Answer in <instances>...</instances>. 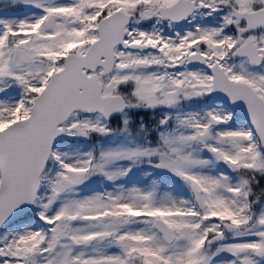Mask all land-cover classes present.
<instances>
[{
	"label": "rangeland",
	"instance_id": "obj_1",
	"mask_svg": "<svg viewBox=\"0 0 264 264\" xmlns=\"http://www.w3.org/2000/svg\"><path fill=\"white\" fill-rule=\"evenodd\" d=\"M106 1L0 0L4 3H20L33 9L31 14L24 16L0 15V39L4 38L7 29L14 35L11 49L0 48V129L18 120L20 116H28L32 102L29 95L32 92L39 93L52 74L51 66L37 64L35 61L31 64L21 63L15 51L24 49L33 58L44 57L51 63L56 62L57 69H61L70 47L76 46L78 53H84L85 44L98 38L93 21L103 12L102 6L106 5ZM108 1H116L121 8L128 11H134L139 5H144V2L150 11L159 5L173 3V0ZM202 1L207 8H212L213 0ZM84 6H88L89 10ZM51 13H59L63 19L56 22L52 30H46L45 18ZM209 16L210 12L198 15L185 28L167 27L163 32L157 29L156 33L161 35L167 33L168 29V36L176 33L181 39L177 45L168 41L160 42L154 32L147 31L148 35L144 34L146 30L141 28V20L134 21V25L127 28L128 43H146L152 49L145 54L130 49H116V70L107 78H102L105 84L103 92L106 95L120 93L121 85H130L129 93L146 105L143 108L148 120L157 121L155 129L166 152L157 154L144 150V158H156L157 162L150 163V169L141 175L146 176L158 171L188 181L205 195L209 213H217L221 219L227 217L239 224L246 218L241 213L240 204L234 203L230 196V192H236L237 185L227 174H216L211 169L202 148L212 149L213 156L222 159L231 170L236 171L258 169L264 173V159L257 154L246 124L239 122L231 125L228 111L215 105L210 99H207V104H202L201 109L197 108L199 97L209 93L211 89L209 74L200 72L202 70L198 71L197 68L173 67L177 63L176 58L184 57L190 52L192 49L188 46L198 43L201 37L211 45V49L206 50L211 61L226 67L230 77L250 83L263 97L264 67L253 71L245 66L241 67L242 61L232 63L229 53L221 46L230 39L229 36L226 38L223 23H208L205 19ZM74 19L86 20L88 27L74 24ZM231 41L229 40L228 44H231ZM9 53L14 59L10 63ZM148 73H151L156 86L150 87L144 81V76ZM126 113L123 118L124 129L132 122L130 113ZM139 117L141 120L137 121L140 130L144 126V117ZM211 118L219 121L217 127L211 126ZM65 128L67 134L78 138L79 131L86 135L99 136L106 130L100 117L76 115L66 123ZM205 133L209 134L199 137ZM103 143H99L100 154L95 166L109 180L106 185L108 196L101 195L96 188L89 191L92 194L80 188L83 187L85 179V163L90 156L87 149L70 145L58 147L55 154L57 165L50 168L44 177L45 183L38 198V208L34 212L36 216L48 221L49 228L44 231L36 220L29 218L8 231L0 237V264H14L6 262L8 255L16 259V264H129L127 255H130L132 264H191L194 260L203 264H233L221 258V254L229 251L222 246L215 250L211 259L192 256L194 245L198 241V236L192 229L196 222L189 215L193 208L188 199L180 194L189 191V183L181 186L180 193L170 182L158 184L155 180L144 185V189L132 181L127 186L123 182L126 179L123 178L129 167L118 165L119 158L116 159L118 163L112 161L115 155L112 141ZM172 153L178 156L174 155V159ZM197 160L198 167H194L193 163ZM135 163L137 168L131 171L129 177L142 180L138 171L143 170L144 161L136 160ZM219 164L222 166L220 162ZM222 169L228 172L223 166ZM63 180L66 185L62 184ZM112 183H116L119 190H114ZM173 183L178 181L174 179ZM97 184L95 183V187ZM135 185V188L129 187ZM119 191L128 198L120 199ZM218 192L219 194L215 195ZM211 193L214 194L208 195ZM218 198L223 202L218 203ZM102 211L105 218H110L111 221L98 224H66L79 216L98 217ZM131 214L130 222L123 223L116 219L118 216ZM157 215L174 229L176 239L178 235L176 245H167L152 227ZM208 228L216 234L221 232L220 225L216 222H210ZM258 233L264 236V230ZM234 234L237 233L234 231ZM57 239L59 247L54 249ZM88 239H93L89 247L85 245ZM233 243L237 247L243 245L239 251H249L248 247H253L259 249L254 253H264V242H254V246L247 242ZM258 243L260 244L257 245ZM247 257L243 259L250 264H264L255 260L252 255Z\"/></svg>",
	"mask_w": 264,
	"mask_h": 264
},
{
	"label": "water",
	"instance_id": "obj_2",
	"mask_svg": "<svg viewBox=\"0 0 264 264\" xmlns=\"http://www.w3.org/2000/svg\"><path fill=\"white\" fill-rule=\"evenodd\" d=\"M120 16L118 13L102 22L101 40L92 46L86 57H68L66 69L54 75L42 95L36 98L32 116L28 120L0 132V166L3 174L0 230L32 207L39 185L38 178L52 147L61 139L57 126L76 110H98L106 116L111 115L109 111L114 109V102L111 98L100 99L101 85L95 76L86 77L83 69L95 71L101 64V58L105 57L106 62L101 64L106 69L105 74L112 70L113 48L122 42V28L126 23L122 21L116 25ZM225 81V77L218 73L213 94L220 100L259 99L246 86H241L245 93L243 98H238V89L233 84L227 89ZM233 102L238 106L237 110L255 126L264 142V116L256 108L248 107L253 100Z\"/></svg>",
	"mask_w": 264,
	"mask_h": 264
},
{
	"label": "bare ground",
	"instance_id": "obj_3",
	"mask_svg": "<svg viewBox=\"0 0 264 264\" xmlns=\"http://www.w3.org/2000/svg\"><path fill=\"white\" fill-rule=\"evenodd\" d=\"M144 79L149 82L150 87L156 86V82L153 80L151 74L146 75Z\"/></svg>",
	"mask_w": 264,
	"mask_h": 264
},
{
	"label": "flooded vegetation",
	"instance_id": "obj_4",
	"mask_svg": "<svg viewBox=\"0 0 264 264\" xmlns=\"http://www.w3.org/2000/svg\"><path fill=\"white\" fill-rule=\"evenodd\" d=\"M226 11H227V12L230 11V10H229V6H227V10H226Z\"/></svg>",
	"mask_w": 264,
	"mask_h": 264
}]
</instances>
